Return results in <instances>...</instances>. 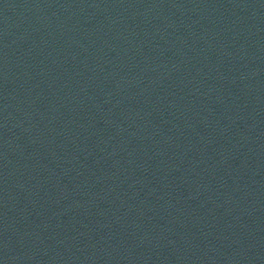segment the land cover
<instances>
[{"label": "water", "instance_id": "95a60500", "mask_svg": "<svg viewBox=\"0 0 264 264\" xmlns=\"http://www.w3.org/2000/svg\"><path fill=\"white\" fill-rule=\"evenodd\" d=\"M264 0H0V264H141Z\"/></svg>", "mask_w": 264, "mask_h": 264}]
</instances>
